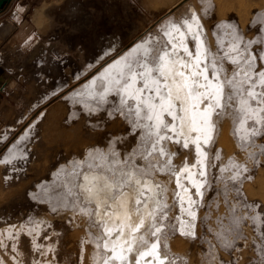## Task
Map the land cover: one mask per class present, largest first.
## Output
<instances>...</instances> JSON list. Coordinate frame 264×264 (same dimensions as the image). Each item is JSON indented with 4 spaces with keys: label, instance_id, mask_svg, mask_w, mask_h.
Here are the masks:
<instances>
[{
    "label": "rangeland",
    "instance_id": "obj_1",
    "mask_svg": "<svg viewBox=\"0 0 264 264\" xmlns=\"http://www.w3.org/2000/svg\"><path fill=\"white\" fill-rule=\"evenodd\" d=\"M162 1L61 0L60 2L59 0H31L29 2L31 9L24 16L26 22L23 25H14L7 35L0 39V57L8 64L9 72L16 79L17 96L15 108L4 111L0 119V137L4 136V132H7V141L4 140L0 143V170L3 172L1 174L3 178L0 177V222H2L0 227L15 222H24L28 226L37 225L40 231L34 236L36 240L43 243L51 239V229L65 227L67 224L69 226L73 223L68 220L67 212H81L83 210L78 206L81 208L88 206L83 200L82 194L77 191L76 178L83 168L98 167L97 160L102 156H104L102 159L105 160L104 165L107 164L106 170L110 175L123 173V169L132 167L142 171V165H139L145 164V169L147 173H151V176L168 175L171 177L179 167L192 162L191 148L181 147L175 140L174 143H171L172 140L168 137L174 136V134L169 132L166 123L161 124L158 130H154L152 121L144 115L147 113L146 108L142 110L145 112L144 114L142 111L139 112L136 107L137 100L127 97L123 91V86H127L129 82V76L135 73L139 76L138 86L143 87V96L152 93L151 90L144 89L141 80L144 64L150 65L152 68L155 66L157 53L167 47L163 38L165 29L170 22L181 23L184 18H188L187 7L190 5L196 9L205 29L204 39L208 51V64L221 71L224 83L223 103L216 108L214 115L220 119H227L229 137L231 136L234 149L227 153L223 149H217L214 144L205 146L209 160L208 174L205 180L204 195L198 202L199 207L197 206L198 211L200 209L201 211H199L196 233L194 232L196 236L194 234L188 236L189 241L182 242L183 250L180 252L166 253L169 255L170 261L175 264H222L230 260H232L230 261L233 262L232 264H238V260L240 262L241 259L245 263L252 255L258 264H264V247H262L264 228L256 227L251 221L255 211L251 208L250 203L258 199L255 197L258 195L244 194L240 186L242 184L234 181L235 172H240L241 175H243V170L251 172L250 178H243L245 181H251L258 168L264 169V84L258 87L256 85V91L260 97L256 101V106L263 108L260 113L262 114L261 122L254 126L253 122L249 123V129L255 130V140L249 146H237L238 140L235 138L234 132L237 118L235 116L237 110L235 60L229 59L235 56V51L232 52L228 49L235 29L243 36L254 35L257 28L254 29L251 25L257 24V22H253V18L256 12H263L264 0H188L186 4H183L182 1L176 10L168 13L165 12L169 8L168 6L178 0H164V3H161ZM244 9H248V11ZM243 24L245 28H242ZM2 32H6V29H3ZM144 43H147L150 49L147 55H143L140 49L135 50V45L142 47ZM118 58H122V62H124L122 63L123 70L121 73H117V78L112 79L111 83L106 86L104 79L97 76L94 85L97 95L88 98L89 104L80 102V99L87 100L86 96H82V93L86 91L84 85L98 73L100 74L108 63ZM225 63L234 67L230 74L225 71ZM210 74L212 75V72ZM105 88H108L106 95L102 92L103 89L106 90ZM55 101L62 106V111L57 116L60 120L57 123L59 131L56 134L50 131L48 135L51 134L52 137L57 135L58 140L55 142L56 144L52 141L47 144L44 140V129H39L44 127L42 124L45 121V117L40 112ZM82 108L83 111H81ZM62 117L66 119L63 120ZM19 121L21 123H16ZM75 127L77 130L79 127L80 131L75 130ZM11 128L13 129L10 131ZM25 130H29V138L26 139L27 141L18 143L19 148L22 149V155L26 154L23 156L25 159L21 157V154L14 157L15 159L12 158L13 165L18 168V171L12 172L7 162L10 158L5 156L11 145L24 134ZM68 131L70 132L68 133ZM157 132L161 133V139ZM65 135L69 138H66ZM83 136L85 140H82ZM76 137L78 138L75 140ZM64 138L70 140L71 143L70 141L65 142ZM86 140L88 141L85 142ZM93 140L96 142L94 143ZM159 140L160 142H158ZM167 140L171 145H167L169 144ZM57 143L64 144L59 146ZM93 143L95 147L100 148L95 151L97 154L92 163H83V166L78 167L76 159L70 155L76 153V148L77 150L78 148L86 149ZM46 144L51 148L49 147V149ZM80 144L82 147L79 146ZM158 145L164 146L159 148ZM48 149L51 150L50 153ZM40 152H46L43 153L45 157ZM48 154L49 157H47ZM43 160L46 164L42 163ZM31 161L36 162L29 170L28 162L31 163ZM41 168H44V171ZM73 175L75 177L70 180ZM160 183L157 184L162 185ZM19 186L24 188L20 189ZM162 186V188L165 187ZM8 189H13V191ZM210 189L211 191H209ZM8 191L10 192L8 193ZM2 192H7V195L10 196H4L5 193ZM174 199L168 201L169 203L165 198L162 199L155 216L156 225L159 227L162 225L160 235L165 240L167 237L179 233L176 231V201ZM88 215L84 222L85 230L91 231V234L98 233L99 225L91 215ZM244 244L246 247L243 248ZM162 248L164 249L163 245ZM237 248L239 249L238 253L236 252Z\"/></svg>",
    "mask_w": 264,
    "mask_h": 264
},
{
    "label": "bare ground",
    "instance_id": "obj_2",
    "mask_svg": "<svg viewBox=\"0 0 264 264\" xmlns=\"http://www.w3.org/2000/svg\"><path fill=\"white\" fill-rule=\"evenodd\" d=\"M59 1L61 2V0ZM163 1L161 3H164ZM182 1H183V4H186L188 0H178L177 2L175 1V3H173L171 6H168L169 8L165 12L168 13L173 10H176V7L179 5V3H182ZM187 9L189 10L188 18L186 19L184 18L183 21H181V23L170 22L168 24V27L165 29L163 38L165 40V44L167 45V47L164 50L157 53V59L155 62V66L152 68L150 65L144 64L143 72H141V80H142L143 86L146 83L148 84V88H144V89H149L152 91V93L151 94L147 93L146 95L143 96V91H140V92L137 91L138 89L143 90V87L138 86L137 81H138L139 76L135 73L129 76V82L127 86L125 85L126 87L123 86L124 87L123 91L125 92V95L127 97H133L135 100H137L136 107L139 112H141L143 109L145 110L146 108L147 113L144 114L145 112L144 111L142 112L144 115L147 116V118L149 116L152 117L150 120L152 121L154 125V130L155 129L158 130L161 124L166 123L168 125L169 132H172L174 134V136L171 135L170 137H168L172 140L171 143H174V140H175L179 142L181 147H185L184 145L187 144V147L185 148L186 149L191 148V151L193 152L192 162L190 164L186 163L181 168L179 167L175 171V173L172 174L171 177L170 176L168 177V175L167 176L166 175L165 176L164 175L162 176L153 175L154 176L153 177L151 176V173H147L145 169L146 167L145 164L139 165V166L142 165L141 166L142 171H139V169H135L134 167H132V168L123 169L124 170L123 173H119V174L117 173L116 175H112V174L110 175L109 172H107L106 170L107 164L105 166L104 165L105 160L102 159L104 158V156H102V158L100 157L101 159H98V160L96 158L99 166L98 167L89 166L88 168L86 167L83 168L78 173V177L76 178L77 191H79L82 194V198L87 203L88 206L85 208L84 207L81 208L80 206H78L79 209L83 210L81 212L70 213L66 211L67 212L66 216L68 217V220H71V222L73 223L70 224L69 226L67 224L65 227H62V226L55 227V228L53 227L54 229L50 230L51 239L43 243H39L40 240L38 239L39 241H37L36 237H34L40 231V228L37 225L28 226L27 223H24V222H15V223L7 224L6 226L0 227V264H175L172 261H170L168 254L169 253L173 254L177 251L180 252V250H183L182 242L189 241L188 236L194 234V232L196 233L195 230L197 227V222L199 220L198 218L199 211H201V209L198 211V207H199L198 202L199 200H201V198L204 195L205 180L208 174L207 169H208L209 160H208V153L206 151L205 146L207 145L211 146L214 144L217 149L219 148L220 150L223 149L227 153L228 152L230 153V151L234 149L233 142L230 139L231 136L229 137V131H228L229 124L227 123L228 122L227 119H220L218 117H215L214 115L216 108L221 106L223 103V96H224V85L223 84L224 83H223V78L221 77V71H219L217 67H214L213 65L208 64V57H207L208 51H207V46H206V42L204 39V33H205L204 26L202 24V21L196 9L190 5H188ZM244 10L248 11V9H244ZM36 12L37 10L35 11V13ZM253 22H257V24L253 26L251 25L252 28L254 29L257 28L255 30L254 35L243 36V34H241L239 31H237V29H235V34H232L233 38L230 40L229 47H228L229 51H232V52L235 51V56L229 59L235 60V101L237 104V110H236L235 116H237V118L235 120V131L234 132H235V138L238 140L237 146L239 145L241 147L244 145L249 146L252 143V141L255 140V136H256L255 130L252 131V129H249V123L253 122L252 124L253 126L258 125L261 122L262 114L260 113L262 112V109H263L261 107L256 106V101L260 99L256 91V85L258 87L261 84H264V11L261 13L256 12L253 18ZM244 24L241 25L243 26L242 28H245ZM212 46L211 48L213 49ZM136 49H140L143 55H147V52L150 50L147 46V43H144L142 47H140L139 45H135V50ZM229 55H232V54H229ZM161 57H163V59H161ZM123 62H122V58L115 59L114 61L108 63L101 70L100 74L99 73L98 75L95 74L96 76L91 78V80L88 81L84 85L86 88V91L82 93L83 94L82 96H86L87 100L80 99V102H82L83 104H89L88 98L97 95V91L94 88V85L96 84V81H97V76H100L104 79L106 86L107 84L111 83L112 79H116L118 76L117 73H121L123 70V64H122ZM158 65L164 66L165 77H167V79H165V77L159 76L154 71V69ZM225 66H226L225 71L227 72V74H230L234 70V67L232 65L225 63ZM152 71H154V73H152ZM181 72L183 73V77L179 75V73ZM211 72H212V75L210 74ZM194 73H197L198 75H193ZM205 77L207 78L205 79ZM154 80L159 81V85H157L156 83H153ZM165 85H167V87H165ZM157 86H159L161 95L164 97L163 101H161L160 97H158L156 94ZM107 89L106 90L103 89L102 91L105 93V95L108 91ZM169 90H171L170 95H169ZM196 93L200 94L199 99L197 98ZM139 101L141 102L140 104H139ZM144 101H148L149 104L153 105L154 107L150 108L146 106L143 103ZM56 102L57 101L51 104L47 103L48 106L43 108L40 112V114L45 117V121L42 124L44 127L43 128L38 127V128L44 129L45 131L44 140H45V143L47 144L51 141L55 143L58 140L57 135L53 137L51 134L48 135L49 134L48 132L50 131L54 132V134H56L57 131H59L57 129V123L60 120H58L57 116L58 114L61 113L62 106L58 104V102L57 103ZM169 103H171L172 105L171 114H169V111H168ZM161 104H163V108L161 107ZM77 108H79V106ZM83 108L81 111H83ZM9 116H10V113H9ZM157 116L160 117L159 120L157 119ZM21 121L16 122V123L19 124L21 123ZM40 124L41 123L39 121V126ZM12 129L13 128H11L10 131ZM114 129H117V128H114ZM29 130L27 131L25 130L24 134L21 137L16 139V142H14L11 145V148L8 150V153H6L7 155L5 157L8 159L10 158V160L7 162L9 163L8 166L11 167L12 172L16 170L18 171V168L13 165V162L11 161V159L14 157H17L20 154L22 155L21 153L22 149L21 147L19 148L18 145L21 143V141H25L27 138H29V134H28ZM75 130H77L76 127H75ZM78 130H79V127H78ZM69 132L70 131H68V133ZM84 132L86 133L85 130ZM4 133H5L4 136L0 137V143L1 141L3 142L7 138L6 136L7 132H4ZM158 135L160 138L161 133H158ZM66 136L67 135H65V137ZM85 137L82 140H85ZM66 138H69V137H66ZM77 138L78 137H76L75 140ZM94 140H97V139L94 138ZM69 141L67 139L65 142H69ZM87 141L88 140H86L85 142ZM95 142L96 141H94V143ZM158 142H160V140ZM94 143L92 145L88 144V145H91L88 147L89 149L88 148L86 149L78 148L77 150L76 148L75 150L76 153L74 152V154L70 155V157L74 156V158L77 161L76 163L78 167L83 166L84 165L83 163H86V164L92 163V160L95 158V155L97 154L95 151H98L97 149L100 148V147L98 148L95 147ZM167 143H169L167 145H171L168 140H167ZM16 144H17V147H16ZM63 144L64 143L60 145H63ZM40 146H43V145H40ZM79 146H81V144ZM158 146L159 148H162L164 145L163 146L158 145ZM43 150L45 149L43 148ZM43 150H40V151H43ZM45 151L47 152V150ZM50 152L51 150L49 151V153ZM232 153H235V152H232ZM24 155L26 154H23L21 156L23 159H25V157H23ZM47 157H49V154L47 155ZM67 157L69 158V156ZM35 162H32V161L31 163L28 162L29 170H30V167L34 166L33 163ZM43 162L44 160L42 161V163ZM135 163L137 164L136 161ZM44 164L46 163L44 162ZM115 171L118 172V170H115ZM242 172H243V175H241L240 172L238 173L235 172L234 181L235 182L238 181L239 184H242L240 186L242 187L241 190L244 192V194L247 195L251 193L253 196L258 195V196H255L258 199L253 201V203L252 202L250 203L251 208L255 211V215L253 217V220L251 221L255 224L256 227L264 228V225H263L264 223V169H262V167L258 168L255 177L251 181H245L243 179V178H246V179L250 178L251 172L249 173V171L247 170H243ZM2 173L3 172H1L0 170V177L2 176L1 175ZM37 175L40 176V174L38 173ZM5 176H8V175H5ZM73 177H75V175H73L70 178V180H72ZM159 182H161L162 185H164L165 187L162 188L163 187L162 185H158L157 183ZM19 188L22 189L24 187L21 188L19 186ZM8 190H10L11 192L13 191V189L12 190L8 189ZM10 191H8V193ZM209 191H211V189ZM6 195H7V192L5 193L4 196ZM8 196L10 195H7V197ZM164 198L167 202L175 198L174 200L176 201L175 202L176 231L179 232V233H176L175 236L167 237L166 240L162 239L160 235V233H162L160 232L161 230L160 227L162 225L160 224L161 226L159 227L155 223V216L157 214V208L158 207L160 208L159 205L163 201L162 199ZM88 214H90L93 217V220L99 225L100 230L98 231V233L91 234L90 233L91 231L87 232L85 230L86 226L84 225V222L87 220L86 217ZM1 224L2 222H0V225ZM182 237L185 239H183ZM259 244L261 245L260 241H259ZM153 245H155V254L143 255L144 253H151L153 251ZM162 245L164 246V249L162 248ZM242 247L244 248L246 247V245L244 244ZM262 247H264V238H263ZM236 252L237 253L239 252L238 248ZM224 254H227V253H224ZM245 256H248V255H245ZM232 258L234 259L233 255H232ZM230 261L227 263H222V264H232L233 262H230ZM243 262L244 261H241V259H240V262L238 260V264H258L256 260L253 259V255L252 257H249V259L245 263Z\"/></svg>",
    "mask_w": 264,
    "mask_h": 264
},
{
    "label": "crops",
    "instance_id": "obj_3",
    "mask_svg": "<svg viewBox=\"0 0 264 264\" xmlns=\"http://www.w3.org/2000/svg\"><path fill=\"white\" fill-rule=\"evenodd\" d=\"M29 2L31 0H10L2 6L0 9V39L5 37L14 25L19 26L26 22L24 16L31 9ZM1 28L6 29V32H2ZM8 67V64L0 57V119L4 111L14 109L17 103L16 79L9 72Z\"/></svg>",
    "mask_w": 264,
    "mask_h": 264
},
{
    "label": "snow or ice",
    "instance_id": "obj_4",
    "mask_svg": "<svg viewBox=\"0 0 264 264\" xmlns=\"http://www.w3.org/2000/svg\"><path fill=\"white\" fill-rule=\"evenodd\" d=\"M161 59H163V57H161ZM154 71H155L159 76H161V77H165V69H164V66H163V65H158V66L154 69ZM179 75H180L181 77H183V73H182V72L179 73ZM193 75H198V74H197V73H194ZM206 78H207V77H205V79H206ZM165 79H167V77H165ZM153 83H156L157 85H159V81H155V80H154ZM144 87H145V88H148V84L146 83V84L144 85ZM165 87H167V85H165ZM137 91L140 92V91H143V90H142V89H138ZM193 91H194V90H193ZM170 92H171V90H169V95H170ZM156 94H157L158 97H160L161 101L164 100V97L161 95V92H160V88H159V86H157ZM190 94H191V93H190ZM196 95H197V98L199 99V98H200V94L196 93ZM143 103H144L146 106L150 107V108H151V107H154L153 105L149 104L148 101H144ZM161 107L163 108V104H161ZM171 108H172V105H171V103H169V104H168V111H169V114H171ZM148 118L151 119L152 117L149 116ZM157 119L159 120L160 117L157 116ZM193 122H195V121H193ZM184 146L187 147V144H185ZM152 254H155V245H153V251H152L151 253H144L143 255H152Z\"/></svg>",
    "mask_w": 264,
    "mask_h": 264
},
{
    "label": "water",
    "instance_id": "obj_5",
    "mask_svg": "<svg viewBox=\"0 0 264 264\" xmlns=\"http://www.w3.org/2000/svg\"><path fill=\"white\" fill-rule=\"evenodd\" d=\"M10 0H0V9L2 8V6L5 4V3H7V2H9Z\"/></svg>",
    "mask_w": 264,
    "mask_h": 264
}]
</instances>
